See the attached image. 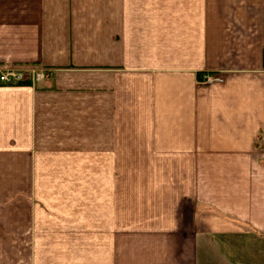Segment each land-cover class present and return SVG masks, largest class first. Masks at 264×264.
I'll use <instances>...</instances> for the list:
<instances>
[{"label":"crops","instance_id":"obj_1","mask_svg":"<svg viewBox=\"0 0 264 264\" xmlns=\"http://www.w3.org/2000/svg\"><path fill=\"white\" fill-rule=\"evenodd\" d=\"M13 68L0 264H264V0H0Z\"/></svg>","mask_w":264,"mask_h":264},{"label":"built area","instance_id":"obj_2","mask_svg":"<svg viewBox=\"0 0 264 264\" xmlns=\"http://www.w3.org/2000/svg\"><path fill=\"white\" fill-rule=\"evenodd\" d=\"M49 71L43 68H13L0 69V85L15 86L25 83H37L47 79ZM223 79L215 74H205L199 80L200 84L222 83Z\"/></svg>","mask_w":264,"mask_h":264}]
</instances>
